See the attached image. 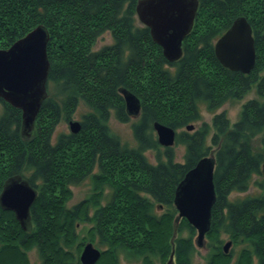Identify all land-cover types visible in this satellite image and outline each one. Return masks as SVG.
I'll use <instances>...</instances> for the list:
<instances>
[{"label": "trees", "instance_id": "obj_1", "mask_svg": "<svg viewBox=\"0 0 264 264\" xmlns=\"http://www.w3.org/2000/svg\"><path fill=\"white\" fill-rule=\"evenodd\" d=\"M138 0H0V50L9 48L38 25L49 33L47 92L29 138L21 135V111L0 100V191L5 181L21 176L38 191L30 214L32 232L23 233L10 212L0 210V264H29L35 249L42 264H80L86 242L101 250L97 264H119L120 256L140 264H192L195 229L176 220L175 190L197 162L215 160V202L206 235L209 253L204 264H264V0H198L193 27L182 43V56L169 62L138 23ZM244 16L252 29L255 65L249 74L230 71L214 55L213 44L236 18ZM109 33L110 45L93 50ZM254 88L237 121L223 111ZM140 101L131 129L136 146L122 144L112 133L111 116L120 123L130 117L121 90ZM82 103L77 134H53ZM212 113L201 121L200 106ZM176 131L174 145L184 147L182 162L173 147H161L154 123ZM180 129L179 132L177 130ZM209 138V142H208ZM154 152L155 163L146 156ZM258 194L246 192L254 177ZM88 178L92 192L69 208L71 186ZM109 199L103 204L104 191ZM159 209H162L161 213ZM10 226L2 234L3 223ZM87 222L82 236L77 224ZM183 232L187 235L183 236ZM225 236L232 244L223 253ZM241 246L235 261L234 248Z\"/></svg>", "mask_w": 264, "mask_h": 264}, {"label": "water", "instance_id": "obj_2", "mask_svg": "<svg viewBox=\"0 0 264 264\" xmlns=\"http://www.w3.org/2000/svg\"><path fill=\"white\" fill-rule=\"evenodd\" d=\"M199 7L198 0H138L135 14L138 22L149 29L152 40L160 46L163 56L175 62L182 56V43L190 33ZM47 29L38 25L9 48L0 50V100L21 111V135L29 138L35 119L47 97L49 60L47 57ZM218 62L230 71L249 74L255 65V48L252 29L245 17L236 18L214 44ZM129 116L140 113L139 99L129 91H121ZM71 134H77L81 125L69 121ZM153 129L161 147L175 143L176 131L169 126L154 123ZM193 125L186 127L192 131ZM212 156L201 158L190 169L175 190L176 220L184 218L196 230L195 244L203 245L211 225V208L215 202ZM264 174V163L262 165ZM36 189L21 176L8 178L0 192V205L12 211L23 229L30 222V207L36 199ZM231 243L223 245L227 254ZM101 252L91 243L84 245L80 254L81 264H95ZM167 264H173L171 260Z\"/></svg>", "mask_w": 264, "mask_h": 264}, {"label": "rangeland", "instance_id": "obj_3", "mask_svg": "<svg viewBox=\"0 0 264 264\" xmlns=\"http://www.w3.org/2000/svg\"><path fill=\"white\" fill-rule=\"evenodd\" d=\"M197 13H198V11H197ZM240 17H244V16H240ZM111 43H112V38H111L110 34L109 33H104L97 40L93 50H98V49H100L101 47H103L105 45H110ZM46 91L48 92L49 95H51V93H53V90L51 89V84L50 85L48 84V87H47V84H46ZM253 98H257V95L255 94L254 88H252V90H250L246 94V96H244V98L241 99L240 101H234V102L225 103L224 105H222L216 111V113H221V112L224 111L227 114V117H228V119L230 121V128H231L233 126V124L237 121V118L239 116V112L241 110L242 105L246 101H248L250 99H253ZM2 111H3V105L0 103V114L2 113ZM200 111H201L202 119H201V121H198V122L192 124L194 126V129H197L201 125V123H203V122H205L207 124L211 123V119H212L213 114L207 112L205 107L202 106V105L200 106ZM87 112H88L87 107L85 105H83L82 103H80L79 106L77 107V109L75 110V112L73 113V115L71 116V119L69 121H78V122H80L81 121V116L83 114L87 113ZM130 118L131 119H130L129 122L120 123V122L116 121L113 116H111L110 119H109V125H110L109 127H110V129H112L111 130L112 133H114V134L119 136L120 141H121L122 144H126V145H128V147L134 148L136 146V143H135V140L133 138L131 124H132V122H134L137 119V117L131 116ZM69 121H66V122L65 121L64 122L61 121L56 126L54 134H53V138H55L60 133H65V134L70 133L69 125H68ZM179 131H180V129L177 130V132H179ZM263 135H264V132L253 139L252 144H253V146L255 148H258L260 146V140H261ZM154 136L156 137L155 132H154ZM208 142H209V138H208ZM172 147L174 148V152H175V161L176 162H182L183 161L182 157H183L184 151H185L184 147L182 145H173ZM146 156H147V158L149 159V161L152 164L155 163L154 152L147 151L146 152ZM262 174H263V172H262ZM263 176H264V174H263ZM259 180H260V178L255 176L252 179V183H251L249 189L246 192L233 193L231 195V198L232 199L238 198V197L239 198H243V197H245L247 195H256V194H258V188H257L256 185H254V182L255 181H259ZM71 191H72V198L67 202V207H69V208L79 204L80 202H82V200H84L87 197H89V195L92 192V184H91V182H90V180L88 178H85L81 183H79L77 185H72L71 186ZM109 196H110L109 190L105 189V191H104V200L102 202L103 204L109 199ZM161 211H162V209H159L160 213H161ZM88 228H89V224L87 222H83V223L77 224V231L82 236H84V234H85V232H87ZM207 233H206V235H207ZM182 234H183V236L187 235L186 232H183ZM196 235H197V233H196ZM206 235H205V238H204V241H203V245L201 247H198L195 244L196 252H195V254L193 256L192 264H204L205 263V257L208 255L209 248H210V246L208 244L209 241L206 238ZM221 238L223 239V245L225 243L229 242V240L225 236H222ZM195 239H196V236H195ZM87 243H91V242H86V244ZM91 244L96 249H98L100 252H101L102 249H104V247L101 248V247H99L97 245H94L93 243H91ZM232 247L233 246L231 244L230 247H229V250H231ZM240 248H241V246H238V247L234 248V256L232 257V261H235ZM229 250H228V252H229ZM81 251H82V249H81ZM81 251L78 254V258H80L79 255H80ZM100 257H101V255H100ZM100 257H99V259L97 260V262L95 264H97L99 262ZM28 259H29V263L30 264H40V259L38 258V255H37V252H36L35 249L31 250L28 253ZM169 260H171L172 263L175 264V261L173 259V254H170ZM167 262L165 264H167ZM119 264H140V263L139 262H129V260H127L124 257V255H121ZM155 264H160V263L156 262ZM253 264H257V260L256 259H254Z\"/></svg>", "mask_w": 264, "mask_h": 264}, {"label": "flooded vegetation", "instance_id": "obj_4", "mask_svg": "<svg viewBox=\"0 0 264 264\" xmlns=\"http://www.w3.org/2000/svg\"><path fill=\"white\" fill-rule=\"evenodd\" d=\"M199 2V1H198ZM234 21V20H233ZM233 21L231 22V24L233 23ZM248 21V20H247ZM249 23V22H248ZM231 24H230V26H231ZM229 26V27H230ZM228 27V28H229ZM227 28V29H228ZM226 29V30H227ZM225 30V31H226ZM225 31L220 35V36H222L224 33H225ZM219 36V37H220ZM219 37H217L216 39H215V41L219 38ZM215 41H214V44H215ZM214 44H213V48H214ZM4 185V184H3ZM2 190V189H1ZM1 192V191H0ZM36 192H37V195H36V199H37V196H38V191L36 190ZM35 199V200H36ZM35 202V201H34ZM34 204V203H33ZM32 204V205H33ZM32 207V206H31ZM31 207H30V210H31ZM0 210H2V211H4V212H10V213H12L13 214V216H14V219L16 220V223H17V225L19 226L18 228L23 232V233H29V232H32V230H33V228H34V224H33V222H32V219H31V217H30V222H29V224H27L26 225V229H23L21 226H20V224H19V222L17 221V219L15 218V215H14V213L12 212V211H8V210H4L3 208H2V206L0 205ZM30 216H31V214H30ZM8 226H10L7 222H4L3 223V227H2V230H3V232H2V234H4V232H5V229H7V227ZM86 244V243H85ZM84 244V245H85ZM84 245L82 246V249H83V247H84ZM30 252V251H29ZM29 252H27V257H28V253ZM82 252V251H81ZM81 254V253H80ZM37 255H38V253H37ZM79 257H80V255H79ZM38 258L40 259V257H39V255H38ZM28 261H29V259H28ZM79 261H80V258H79ZM42 263V261H41V259H40V264ZM81 263V262H80ZM30 264V263H29Z\"/></svg>", "mask_w": 264, "mask_h": 264}]
</instances>
